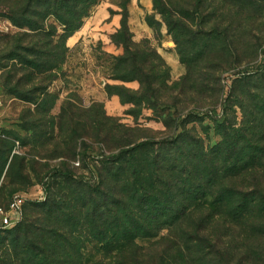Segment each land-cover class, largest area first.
I'll list each match as a JSON object with an SVG mask.
<instances>
[{
	"label": "rangeland",
	"instance_id": "rangeland-1",
	"mask_svg": "<svg viewBox=\"0 0 264 264\" xmlns=\"http://www.w3.org/2000/svg\"><path fill=\"white\" fill-rule=\"evenodd\" d=\"M99 1L80 37L68 39L69 48L62 53L53 77L42 81L12 69L14 62L19 67V59L5 57L16 53V43L32 44L41 35L10 18L6 4L18 0H0V203L8 205L15 194L25 198L14 225L0 233V253L11 231L36 216V203L46 199L59 167L72 168L84 181L97 182L103 153L128 138L161 140L172 136L177 125L176 131H182L186 123L203 137L206 147H212L222 140L217 124L227 115L264 144V0H167L183 23L179 33L168 31L166 21L160 31L155 30L146 21V5L129 0L134 39H147L154 49L149 64L160 79L154 83L156 95L164 100L156 107H144L137 116L130 113L136 107L133 101L108 89V84H124L137 90L141 84L139 78L114 79L118 64L109 52L123 50L113 51L107 33L110 23L118 21L102 18L99 12L123 0ZM45 22L56 31L57 41L63 24L54 14L46 16ZM121 68L117 75L122 74ZM10 71L13 83L21 79L24 88L45 87L43 93H31L40 96L37 102L4 86ZM43 97H47L49 114H35ZM32 117L41 121L29 129L22 118ZM235 215H214L202 226L197 214H189L155 235L137 237L128 262L264 264V214ZM77 238L84 245L85 264H94L102 254L99 243L90 241L86 233L71 237Z\"/></svg>",
	"mask_w": 264,
	"mask_h": 264
},
{
	"label": "trees",
	"instance_id": "trees-1",
	"mask_svg": "<svg viewBox=\"0 0 264 264\" xmlns=\"http://www.w3.org/2000/svg\"><path fill=\"white\" fill-rule=\"evenodd\" d=\"M128 1L118 6L108 4L99 12L102 18L118 21L110 23L111 32L107 33L116 49L113 51L123 50L109 52L118 64L114 79L139 78L141 83L137 90L124 84H108V89L122 94L125 101H133L136 107L130 113L137 116L144 107H156L164 100L156 95L154 83L160 79L149 64L154 49L147 39H134ZM100 2L18 0L6 4L15 23L38 30L36 34L41 35L32 44H15L16 53L5 56L19 59V67L14 62L12 69L50 81L63 59L62 53L69 48L68 39L80 35ZM140 2L146 5V21L155 30L160 31L166 21L168 31L180 32L183 23L167 0ZM50 14L64 26L57 41L53 37L56 31L45 22ZM24 35L31 36L29 32ZM122 65V74L117 75ZM13 76L10 71L4 86L21 98L37 102L40 96L35 98L31 93H43L45 87L38 84L24 88L21 79L12 82ZM50 100L49 107L54 103L52 97ZM47 102L43 97L35 114H49ZM22 119L29 129L41 121L39 117ZM184 124L182 131H176L177 125L172 136L161 140L128 138L117 142L110 153H103L97 182L84 181L74 169L59 167L46 199L36 203V216L11 231L0 253V264H85L84 245L79 238L71 239L84 233L90 241L99 243L102 251L94 264H130L128 255L135 250L137 237L155 235L189 214H197L196 221L202 226L214 215L236 218V213L264 214V144L258 142L259 136L247 131L243 123L236 126L226 115L217 124L222 140L206 147L203 137Z\"/></svg>",
	"mask_w": 264,
	"mask_h": 264
},
{
	"label": "built area",
	"instance_id": "built-area-1",
	"mask_svg": "<svg viewBox=\"0 0 264 264\" xmlns=\"http://www.w3.org/2000/svg\"><path fill=\"white\" fill-rule=\"evenodd\" d=\"M25 198L21 194H15L8 205L0 203V232L14 225V220L19 215Z\"/></svg>",
	"mask_w": 264,
	"mask_h": 264
}]
</instances>
